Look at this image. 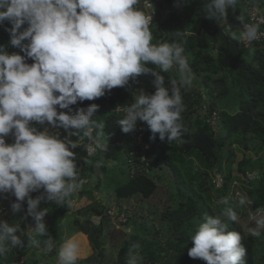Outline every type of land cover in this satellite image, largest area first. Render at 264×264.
Returning <instances> with one entry per match:
<instances>
[{"label": "clouds", "instance_id": "1", "mask_svg": "<svg viewBox=\"0 0 264 264\" xmlns=\"http://www.w3.org/2000/svg\"><path fill=\"white\" fill-rule=\"evenodd\" d=\"M141 0H0V26L10 37V45H0V198L12 196L11 211L34 221L29 228L27 247L42 254L57 249L45 223L48 208L41 203L72 207L74 195L87 183L80 175L75 150L87 139L86 150L106 151L105 122L93 118L98 105L86 109L72 106L94 101L117 87H125L140 76L150 75L154 94H134L133 102L115 111L124 115L117 121L123 133H131L145 122L151 139L184 142L188 128L183 122V91L190 90L195 74L181 42L157 41L151 30L153 16L139 7ZM177 0L176 6H181ZM240 0H207V16L227 20L229 9ZM153 9L151 2L148 5ZM241 30L233 39L251 44L264 37L261 24L244 14L235 17ZM180 33L177 32V35ZM31 61V63H29ZM151 66V67H150ZM176 69L177 79L165 76ZM66 110V111H64ZM38 124L43 130L34 126ZM63 129L66 135L61 137ZM77 137L73 141L70 137ZM12 138L13 143H7ZM91 161L85 160V163ZM98 161L96 166H101ZM249 175L260 178L259 170ZM33 193H40L33 198ZM224 205L220 215L205 213L195 233L188 256L206 264H246L242 235L229 231L225 222L240 217L229 198L216 201ZM241 207L252 205V198L240 195ZM223 217V218H222ZM255 222L248 229L253 237L264 234V207L249 209ZM19 233V235H17ZM19 223L0 220V261L14 247L24 246ZM40 237H46L41 240ZM141 245L133 243L126 253V264H142ZM81 242L76 235L59 244L55 264H78Z\"/></svg>", "mask_w": 264, "mask_h": 264}, {"label": "trees", "instance_id": "2", "mask_svg": "<svg viewBox=\"0 0 264 264\" xmlns=\"http://www.w3.org/2000/svg\"><path fill=\"white\" fill-rule=\"evenodd\" d=\"M150 1L153 2V0ZM158 3L159 6L164 3L174 7V10L167 19L162 20L161 11L154 3L157 14L151 26L154 36L153 43L157 41L172 42L173 40L181 42L193 73L200 79L202 86V89L191 87L188 91L182 90L185 105V111L182 114L183 122L188 128V133L183 137L184 142H173L169 145L166 141H160L158 134L156 139H151L152 133L147 124L140 122L145 129L142 140L148 146L142 154L149 159L152 168L149 174H131L129 172V160L131 157L135 158L134 153L139 148L133 144L134 131L127 134L122 132L117 121L123 116L116 114L115 108L130 104L133 102L134 94L141 91L149 95L154 94L155 88L151 83L154 78L150 75L140 76L136 81L130 82L123 88H114L104 97L94 101H84L82 104L78 103L72 107L75 110L79 106L88 107L91 103L97 104L99 106L98 111L93 118L104 120L107 144L124 156L122 160L118 161L127 165L128 177L126 181L114 187V194L118 200L129 199L134 196H141L144 200H150L159 188L155 171L163 167H167L171 171L176 185L178 201L176 205L167 203L162 206L160 220L167 224L172 238L160 242L159 233L157 231L151 232V227L148 226L139 230L142 233L132 226L128 234L116 230L111 226L110 221L104 217V213L108 209L99 201L93 200L91 203H84L74 196L72 207L58 206L53 213L45 217L48 233L57 242V250L65 233L64 222L67 216L72 215L75 216L73 224L77 228V232L86 238L96 257L98 256L101 260L105 259V242L113 247L118 246L113 264H126V253L129 247L133 243H139L141 245L140 255L143 258L142 264H206L202 260L191 259L187 254L193 246L191 236L197 229L194 221L202 220L204 215L202 198L185 184L173 157L179 153L186 159L196 155L206 167L213 168L218 158L221 157L218 151L221 148H226L223 158L225 170L224 174H221L224 178V185L222 189L215 191L223 197H228L229 201L232 202L234 197L232 185L238 179V177H233L232 172L236 158L234 152L236 138L234 137L244 139L251 136L259 144L258 150H256L258 157L254 160L243 158L237 163L236 171L242 179L246 177L249 171H260L259 180L247 183L248 187L245 193L253 200V204L250 205L252 211L264 207V166L262 165V157L258 153L259 150L264 151V49L255 42L247 44L238 38L233 39L230 31L224 32L218 24L219 19L207 16L205 8L207 0H182L179 7L176 6L177 0H159ZM141 4L139 7L142 8ZM252 8H256L264 15V0H240L235 12L229 9L227 21L233 25L239 23L235 17L240 14H244L247 19L248 12ZM6 27H9L7 23L0 26V45H5L9 53L19 52V49L10 45L9 34L5 31ZM177 32L180 34L177 35ZM161 35H164L162 40L158 39ZM214 39L220 41V47L216 52H214L212 42ZM166 86L169 85L166 83ZM201 93L205 95V101L201 99ZM229 98L235 107L233 112L219 111L217 109L218 100ZM202 102L207 106V112L203 117L199 114ZM212 112L218 113L215 133L204 122ZM218 125L222 133H218ZM37 128L41 130V127L37 126ZM59 132L61 137L66 135L63 129ZM70 138L75 141L77 137L72 136ZM75 152L79 169L84 166L90 171H98L94 167L95 161L100 159L97 158V151L93 155H96V158L93 159V156L88 157L86 155L85 148L79 147ZM85 160L91 162L85 163ZM105 166V162L99 166L101 173L107 172ZM99 183L100 181L95 185L97 188H99ZM210 187L212 186L210 185ZM13 202H15V198L12 196L2 199L6 212ZM93 216L102 217L99 226H95L91 222ZM128 221L130 226V220ZM26 224V220L21 224V229L24 231V235L21 237L24 239V246L14 247L12 251L7 253L6 258L0 261V264H12L21 258L25 260L26 264H49L39 263L35 258L38 249L27 247ZM227 224L229 231L240 232L243 237L242 245L247 253L246 264H259L255 260L256 249L244 233L241 225L238 222ZM253 224L255 225V222ZM45 238L40 237L41 240Z\"/></svg>", "mask_w": 264, "mask_h": 264}, {"label": "rangeland", "instance_id": "3", "mask_svg": "<svg viewBox=\"0 0 264 264\" xmlns=\"http://www.w3.org/2000/svg\"><path fill=\"white\" fill-rule=\"evenodd\" d=\"M142 2V1H141ZM140 2V4H141ZM156 4L158 10L161 11V19H167L174 10V7H170L164 3L160 4L159 0H153ZM219 26L222 28L224 32L230 31L231 33H236L238 35L239 30H241L240 23L235 25L229 23L227 20H219ZM164 35L158 37V39L162 40ZM208 39V38H207ZM210 39V38H209ZM208 39V40H209ZM214 52H216L220 47V41L218 39L212 40ZM248 44V43H247ZM165 76V82L168 84L169 79H177L178 73L174 68L169 73H161ZM229 81V80H227ZM145 82V81H144ZM192 88L197 87L198 89H202L200 84V79L195 76ZM78 108H87L85 106H79ZM217 109L219 111H225L228 113H232L235 109L234 104H232L231 99H221L217 102ZM35 127H41L43 130L44 126L34 124ZM51 131H60L61 129H50ZM218 133H222L218 125ZM236 138L234 145L235 152V164L232 166L233 177H238L235 181L238 184L235 192H238V195L234 196L232 202L229 201V206L233 207L234 210L238 213L240 219L238 223L241 225L244 233L249 237L251 243L254 245L256 249V257L255 260L259 264H264V234L261 237H253L249 234L248 229L250 227H254V221L249 219V209L250 205H246L244 207L239 206L238 200L240 195L246 194L245 191L247 189V183L244 179H242L237 171L236 165L243 158H250L254 160L258 155L256 154V150H258L259 144L257 141L251 137L247 136L244 139L241 137ZM77 138L75 139V141ZM7 143H13L12 138H8ZM89 144V142L85 139L79 141V146L77 148H85ZM226 148H221L218 153L221 154V157L218 158L217 162L214 164L213 168H208L201 162V159L198 156H193L190 159L184 158L180 153L175 155L174 162L177 167L180 169L181 174L183 176L185 184L193 191H195L202 198V209L204 214L208 213L209 215H220L224 205H219L216 203L217 200L222 198L221 194H218L212 187H210V180L213 174L220 173L224 174V155ZM260 157H262V165L264 166V151H258ZM97 159L98 161L105 162L106 173H101L99 171V167L94 165L95 169L98 171H90L88 168L81 166L80 175L82 178L86 179L87 183L83 186V190L74 196L84 203H91L93 200L99 201L105 208L114 209L121 213L126 214L130 220V226L134 227L137 231H139L142 227L148 226L151 227V232L157 231L159 233L158 239L160 242H165V240L172 238L171 234L168 231L167 224L163 223L160 220V209L163 205L170 203L172 205H176L178 201L176 185L174 183V177L171 171L167 167H163L162 169L155 171L157 177V184L159 186L157 193L150 200H144L141 196H134L129 199L118 200L114 194V187L121 182L127 180V170L126 164L122 161L124 157L120 152L115 150L113 147L108 145L106 151L97 150ZM120 157V158H118ZM96 158V155L92 157ZM118 158V159H117ZM220 170V171H219ZM256 170H252L247 172L250 174ZM260 172V171H259ZM261 175V173H260ZM99 188L95 185L99 182ZM40 193H33L32 196L35 198ZM170 201V202H169ZM82 202V203H83ZM26 203L24 205L25 211L20 213H13L11 211V207L7 208V212L4 215L0 216V220L7 222L10 226L16 223H19L20 226L24 220L27 221L26 224V233L28 234V230L31 227H34V221L31 217L26 216ZM58 207V205L54 203H41L40 208H48V214L54 212V210ZM223 218V217H222ZM229 223L231 221H227ZM75 220V216H67V219L64 222V235L60 243H62L65 239L70 236L76 235L77 238L81 242V256L78 264H113L116 259L118 246L113 247L108 242H105V250L104 255L105 259L101 260L98 256L94 254L90 246L88 245L86 238L77 232V228L74 226L73 221ZM202 220H195L194 224L198 227L199 223ZM153 227V228H152ZM153 229V230H152ZM134 231V230H133ZM142 233V231H139ZM19 235V233H17ZM56 250H54L51 254L44 255L39 250L36 251V259L39 263H49L55 264ZM203 264V263H199Z\"/></svg>", "mask_w": 264, "mask_h": 264}, {"label": "built area", "instance_id": "4", "mask_svg": "<svg viewBox=\"0 0 264 264\" xmlns=\"http://www.w3.org/2000/svg\"><path fill=\"white\" fill-rule=\"evenodd\" d=\"M150 2H151L150 0H144L142 2L141 6H142V9L145 11H148V12L152 11V16H153L152 25H153L154 19H155L156 14H157V10H156V7H155L153 2H151L153 9L148 6ZM262 17H264V15L261 12H259L256 8H252L249 10L246 20L249 22H254L256 20H259ZM261 31H264V23L261 24ZM254 42L261 45V47L264 49V37H261L260 40L254 41ZM201 99L203 101L206 100L205 95L203 93H201ZM201 104L202 105L199 109V114L203 117L207 112V106L203 102ZM115 112H116V114H119L122 116L124 115L123 112H117V111H115ZM204 122L206 124H208L215 133L217 123H218V113L217 112L210 113L208 118H206ZM144 131H145V129H144L143 124H141L138 121L137 128H136V130H134V133H133V144L136 147H138L139 150L134 153L135 158L131 157L129 160V172L131 174L132 173L149 174V172L151 171V168H152L150 166L149 159L144 157V155L142 154V152L145 149H147V147H148L147 144H144L143 140H142ZM85 152H86V155L88 157H92L96 153V152L95 153H89L86 149H85ZM244 180L246 181V183H249L252 181L259 180V179L255 178L254 176L247 174L246 177L244 178ZM210 185L212 186V188L214 190L222 189V187L224 185L223 176L220 173L213 174L211 177V180H210ZM237 187H238V184L236 182H234L232 185V190H233L232 192H233L234 196L238 195V192H235ZM2 199L3 198H0V215H4L6 213V208L2 204ZM104 217H106L110 221V224L114 229L121 230L127 234L130 233L131 226H129V224H128L129 219H128L126 214L120 213L114 209H108L104 213ZM101 220H102V217L93 216L91 219V222L93 223V225L99 226ZM12 264H26V263H25V260L23 258H21L18 262H15Z\"/></svg>", "mask_w": 264, "mask_h": 264}]
</instances>
